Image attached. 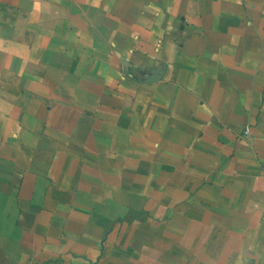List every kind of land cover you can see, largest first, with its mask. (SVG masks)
<instances>
[{"label":"crops","instance_id":"0c3cea01","mask_svg":"<svg viewBox=\"0 0 264 264\" xmlns=\"http://www.w3.org/2000/svg\"><path fill=\"white\" fill-rule=\"evenodd\" d=\"M0 264H264V0H0Z\"/></svg>","mask_w":264,"mask_h":264},{"label":"built area","instance_id":"2783aa9c","mask_svg":"<svg viewBox=\"0 0 264 264\" xmlns=\"http://www.w3.org/2000/svg\"><path fill=\"white\" fill-rule=\"evenodd\" d=\"M248 133L247 129H244L243 134L246 135Z\"/></svg>","mask_w":264,"mask_h":264}]
</instances>
